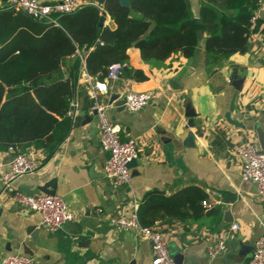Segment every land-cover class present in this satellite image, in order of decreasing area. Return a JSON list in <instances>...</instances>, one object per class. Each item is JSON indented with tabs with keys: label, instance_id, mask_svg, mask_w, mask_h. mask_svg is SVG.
Here are the masks:
<instances>
[{
	"label": "crops",
	"instance_id": "crops-1",
	"mask_svg": "<svg viewBox=\"0 0 264 264\" xmlns=\"http://www.w3.org/2000/svg\"><path fill=\"white\" fill-rule=\"evenodd\" d=\"M189 1L192 15L198 17L200 0ZM6 7L8 1L0 0V9ZM254 15L258 26L250 33L246 50L232 53L221 65H209L204 31L199 32L190 58L174 53L147 62L140 49L130 45L127 65L141 69L147 75L142 80L120 72L115 81L94 79L82 65L73 96L79 110L71 116L67 135L48 158L42 149L31 147L41 163L14 182L26 193H44L39 187L55 179V193L76 217L50 229L39 223L38 212L15 203L0 189V259L16 252L28 255L34 264H151V240L135 229L111 224L109 217L128 215L149 189L170 194L195 184L206 193L211 210L206 208L197 219L154 222L170 252L174 258L181 254V264H247L254 239L264 234V203L256 184L241 179L236 148L251 141L262 149L264 4L260 0ZM100 24L115 26L107 12ZM97 81L105 87L96 88ZM129 89L149 91L150 100L129 110L121 104ZM94 101L108 103L120 138L136 140L138 155L128 184L113 185L103 172L105 153L91 108ZM190 110L193 116L188 115ZM10 155L8 148L0 149V160L7 162ZM225 236L226 249L211 258L208 247Z\"/></svg>",
	"mask_w": 264,
	"mask_h": 264
},
{
	"label": "trees",
	"instance_id": "trees-1",
	"mask_svg": "<svg viewBox=\"0 0 264 264\" xmlns=\"http://www.w3.org/2000/svg\"><path fill=\"white\" fill-rule=\"evenodd\" d=\"M200 0L198 17L189 0H103L100 4L115 22L100 24V10L83 4L72 13L54 15L56 21L35 20L15 8L0 9V149L43 150L53 154L67 135L68 114L76 77L83 65L94 79L102 80L107 66L120 64V73L135 79L147 75L127 65L126 49L135 45L147 62L174 53L190 58L198 34L205 32L204 50L209 65L224 63L243 52L257 29L251 17L257 0ZM204 190L195 184L170 194L152 188L137 205L141 224L172 218L197 219L206 208ZM217 206V205H215ZM214 206V207H215ZM213 210V209H212Z\"/></svg>",
	"mask_w": 264,
	"mask_h": 264
},
{
	"label": "built area",
	"instance_id": "built-area-1",
	"mask_svg": "<svg viewBox=\"0 0 264 264\" xmlns=\"http://www.w3.org/2000/svg\"><path fill=\"white\" fill-rule=\"evenodd\" d=\"M8 7L15 8L29 15L35 20L56 21L54 15L72 13L83 3L78 0H56L44 2L42 0H7ZM264 4V0H260ZM89 4L98 7L100 12L103 7L99 2ZM255 15L251 17L254 21ZM120 64L111 63L107 66L106 79L115 81L119 77ZM90 75L86 74V78ZM95 87H105L104 82H96ZM151 94L147 90L129 89L124 92L121 104L131 111H136L145 106L150 100ZM91 108L96 110L99 142L105 153L103 172L111 184H128L131 179V166L129 162L138 155L137 143L134 137L120 138L118 128L108 114V103L94 101ZM79 110V102L72 99L68 114L74 115ZM13 158L7 162L0 160V189L9 194L15 203L32 209L39 213V223L50 229L58 228L62 223L76 217V213L68 206L60 194L26 193L18 189L15 180L26 173L35 171L41 160L33 150L16 151L8 148ZM241 158L240 176L242 180H251L256 184L257 193L264 203V150L257 147L251 141H243L236 148ZM204 207L210 205L207 199L202 200ZM98 211L102 208L98 207ZM111 224L135 229L150 239L152 242L153 257L151 264H179L169 250L161 229L156 223L143 225L137 215V203L128 214H114L109 217ZM237 223L232 224L235 228ZM227 247L226 236L220 237L208 247L211 258L221 254ZM0 264H34L26 254L8 252L0 259ZM247 264H264V234L257 236L252 245Z\"/></svg>",
	"mask_w": 264,
	"mask_h": 264
},
{
	"label": "water",
	"instance_id": "water-1",
	"mask_svg": "<svg viewBox=\"0 0 264 264\" xmlns=\"http://www.w3.org/2000/svg\"><path fill=\"white\" fill-rule=\"evenodd\" d=\"M99 3H101L103 0H97ZM120 2L124 5H128L129 4V0H120ZM106 12L105 11H102L101 12V16H100V22L102 21L103 17L105 16ZM232 79V78H230ZM94 113H96V110L94 109ZM194 112L193 111H189L188 112V115L189 116H193ZM259 142H260V146L262 149H264V136L263 134H260L259 135ZM13 154L10 155L9 157V160H11L13 158ZM136 159L133 158L130 162H129V165H133L135 163ZM39 189L41 191H43L44 193H48V194H54L56 192V189H55V179H51L50 181H48L47 183H44L43 185H41L39 187ZM175 259L176 261L181 264V254L180 253H176L175 255Z\"/></svg>",
	"mask_w": 264,
	"mask_h": 264
}]
</instances>
